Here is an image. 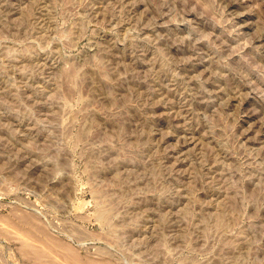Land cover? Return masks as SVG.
Segmentation results:
<instances>
[{
	"label": "rangeland",
	"instance_id": "rangeland-1",
	"mask_svg": "<svg viewBox=\"0 0 264 264\" xmlns=\"http://www.w3.org/2000/svg\"><path fill=\"white\" fill-rule=\"evenodd\" d=\"M33 232L264 264V0H0V264Z\"/></svg>",
	"mask_w": 264,
	"mask_h": 264
},
{
	"label": "bare ground",
	"instance_id": "bare-ground-1",
	"mask_svg": "<svg viewBox=\"0 0 264 264\" xmlns=\"http://www.w3.org/2000/svg\"><path fill=\"white\" fill-rule=\"evenodd\" d=\"M47 237L45 240L53 242H50L49 244H46L49 246L48 248H44L43 242L44 240H40L38 237V234L36 232H33L29 234L30 237L34 240L33 242H30L27 237L23 239V241H28L30 244V252L28 253L29 258L33 259L32 264H70L71 262L74 264H109V262L102 258L97 257H86L83 258V256L74 248L69 247L70 245L64 244L63 241H59L53 237H51L49 234H47ZM36 240L41 241L43 244L41 246V242L38 243ZM38 243V244H37ZM68 245V246H67ZM61 246V247H60ZM60 249L61 252H58ZM74 260L78 261L75 262Z\"/></svg>",
	"mask_w": 264,
	"mask_h": 264
}]
</instances>
